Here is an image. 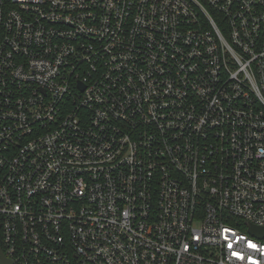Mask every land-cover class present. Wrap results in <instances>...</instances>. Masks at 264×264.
Listing matches in <instances>:
<instances>
[{
	"label": "built area",
	"instance_id": "1",
	"mask_svg": "<svg viewBox=\"0 0 264 264\" xmlns=\"http://www.w3.org/2000/svg\"><path fill=\"white\" fill-rule=\"evenodd\" d=\"M251 226L264 0H0V263L264 264Z\"/></svg>",
	"mask_w": 264,
	"mask_h": 264
},
{
	"label": "snow or ice",
	"instance_id": "2",
	"mask_svg": "<svg viewBox=\"0 0 264 264\" xmlns=\"http://www.w3.org/2000/svg\"><path fill=\"white\" fill-rule=\"evenodd\" d=\"M227 231V230H225ZM228 237L226 236L225 239H227ZM238 241L239 240H243L244 237H237L236 238ZM249 248H256V245L253 244L251 241H248V245H247ZM228 247L231 249L233 247V244L232 243H229L228 244ZM233 256H235L237 259H240V260H244L245 259V256L240 253V252H233ZM248 260L252 262V264H257V262L255 260H253V258L251 256L248 257Z\"/></svg>",
	"mask_w": 264,
	"mask_h": 264
},
{
	"label": "water",
	"instance_id": "3",
	"mask_svg": "<svg viewBox=\"0 0 264 264\" xmlns=\"http://www.w3.org/2000/svg\"><path fill=\"white\" fill-rule=\"evenodd\" d=\"M250 230H251L252 234L259 236L261 238L264 237V230H259L258 228L253 227V226L250 227ZM0 264H11V262H7V261L3 260Z\"/></svg>",
	"mask_w": 264,
	"mask_h": 264
}]
</instances>
